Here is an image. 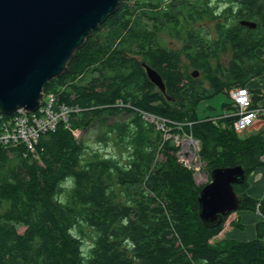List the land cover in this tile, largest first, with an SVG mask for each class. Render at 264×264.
I'll return each mask as SVG.
<instances>
[{
  "label": "trees",
  "instance_id": "obj_1",
  "mask_svg": "<svg viewBox=\"0 0 264 264\" xmlns=\"http://www.w3.org/2000/svg\"><path fill=\"white\" fill-rule=\"evenodd\" d=\"M262 49L264 0H121L44 88L55 107L75 109L68 121L33 150L0 145V264H264V201L247 194L264 163L263 136L242 137L235 118L196 111L263 75ZM145 114L168 123L159 128ZM182 124L209 172L243 168L233 190L238 210L263 217L254 240H213L229 215L215 227L200 219L204 185L177 156ZM92 128L111 153L76 136Z\"/></svg>",
  "mask_w": 264,
  "mask_h": 264
},
{
  "label": "water",
  "instance_id": "obj_2",
  "mask_svg": "<svg viewBox=\"0 0 264 264\" xmlns=\"http://www.w3.org/2000/svg\"><path fill=\"white\" fill-rule=\"evenodd\" d=\"M120 2L0 0V114L11 116L20 109L36 112L45 86L68 71L76 51L118 10ZM240 24L256 27L253 21ZM143 66L150 81L166 94L161 76L146 63ZM244 180L241 166L211 171V182L198 197L199 217L205 225L218 226L223 217L238 210L240 199L233 185Z\"/></svg>",
  "mask_w": 264,
  "mask_h": 264
},
{
  "label": "built area",
  "instance_id": "obj_3",
  "mask_svg": "<svg viewBox=\"0 0 264 264\" xmlns=\"http://www.w3.org/2000/svg\"><path fill=\"white\" fill-rule=\"evenodd\" d=\"M232 108L230 114L224 117L235 118L233 128L236 133L241 134L250 128L254 122L264 113V109L254 107L251 93L246 87H236L229 91ZM75 109L65 105L55 107V98L53 95H44L39 109L34 113H28L20 109L17 114L6 116L0 114V145L16 146L26 145L29 149L34 148L39 138L46 133L53 132L61 122H67L71 113ZM145 118L151 122H156L159 128H164L165 119L145 114ZM190 139L181 141V136L176 137L175 142L180 150L177 153L179 161L187 166L188 161L195 157V151L200 150L199 142L192 135ZM195 140L196 142H193ZM184 158V160H183ZM188 168V166H187ZM190 169V168H189Z\"/></svg>",
  "mask_w": 264,
  "mask_h": 264
},
{
  "label": "crops",
  "instance_id": "obj_4",
  "mask_svg": "<svg viewBox=\"0 0 264 264\" xmlns=\"http://www.w3.org/2000/svg\"><path fill=\"white\" fill-rule=\"evenodd\" d=\"M260 57L264 58V54L260 55ZM247 87L251 93L254 107L264 109V74L250 80ZM224 111L223 114L218 116L223 117L226 114H230V109L225 108ZM247 134L248 137L261 134L264 139V113L249 128ZM262 161L264 162V156H262ZM248 183L247 194L256 200L264 201V163L248 177ZM262 221L263 217L257 211H234L229 214L222 231L213 240L229 239L239 242L254 240L257 236L256 224Z\"/></svg>",
  "mask_w": 264,
  "mask_h": 264
},
{
  "label": "rangeland",
  "instance_id": "obj_5",
  "mask_svg": "<svg viewBox=\"0 0 264 264\" xmlns=\"http://www.w3.org/2000/svg\"><path fill=\"white\" fill-rule=\"evenodd\" d=\"M173 45L178 48V44H173ZM258 54H260V55L264 54V49L259 50ZM230 102H231V99L229 97V94H226V93L218 94L217 96H215L211 99H208L206 101L201 102L196 109L197 115L201 119H204L207 117L217 118V117H219L218 115L223 114L225 112L224 111L225 110L224 105L226 103H230ZM177 129L180 130L181 133H180V135H177L175 137L181 136V141H183L184 139H190L191 138V137H189L190 134H188V133H186V131H184L183 124L178 125ZM248 130H249V128L247 130H245L244 132H242L241 136L246 137L248 135L247 134ZM83 135H84V138L86 139V141L94 149H100L105 153H111V148L105 147L101 143H98L96 141V136H97V129L96 128H92L86 134H83L81 132L76 133V136L80 139ZM190 140L192 142V138ZM193 142H196V141L193 140ZM195 154H196V156L192 157L189 161H188V157H187L186 163H187L188 168H190V170L193 172V177H194L195 183L197 185H204L205 186L206 184L211 182V172H209L206 169V164L203 161H201L199 154H198V151H195ZM183 160H184V158H183ZM19 230H20V232L21 231L23 232L24 228L20 227ZM89 245H90V240L85 239V241H84L85 253H86Z\"/></svg>",
  "mask_w": 264,
  "mask_h": 264
}]
</instances>
